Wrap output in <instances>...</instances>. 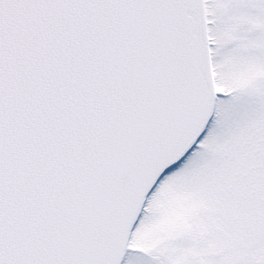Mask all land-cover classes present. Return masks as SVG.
I'll return each mask as SVG.
<instances>
[{
	"label": "snow or ice",
	"instance_id": "snow-or-ice-1",
	"mask_svg": "<svg viewBox=\"0 0 264 264\" xmlns=\"http://www.w3.org/2000/svg\"><path fill=\"white\" fill-rule=\"evenodd\" d=\"M0 264H264V0H0Z\"/></svg>",
	"mask_w": 264,
	"mask_h": 264
}]
</instances>
